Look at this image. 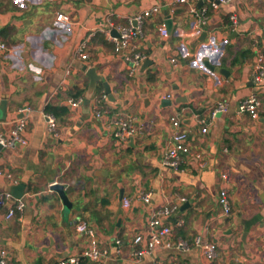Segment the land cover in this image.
I'll use <instances>...</instances> for the list:
<instances>
[{
    "label": "crops",
    "instance_id": "1",
    "mask_svg": "<svg viewBox=\"0 0 264 264\" xmlns=\"http://www.w3.org/2000/svg\"><path fill=\"white\" fill-rule=\"evenodd\" d=\"M211 1L0 0V132L7 135L28 111L27 143L0 147V192L11 194L0 207L7 264H55L93 245L107 254L78 264H264V78L253 81L256 57L264 56V0L216 7ZM154 5L159 11L144 19L143 36L116 53L111 32ZM193 6L207 8L204 23H197ZM60 12L68 22L56 20ZM167 20L163 36L159 28ZM81 43L85 59L77 55ZM134 52L145 59L129 75L126 56ZM85 65L101 77L90 96ZM103 82L112 99L102 98ZM251 93L261 99L256 119L239 111ZM79 98L77 106L68 102ZM218 102L227 103V111L212 116ZM47 105L59 107L55 132L43 116ZM171 116L202 157L187 156L179 169L160 162L174 130ZM127 117L143 129L120 142L114 125ZM57 182L70 209L50 188ZM19 184L24 207L7 217ZM221 187L228 216L218 202ZM146 193L149 202L142 199ZM164 207H175L167 218L159 216L172 228L171 245L134 256L144 242L133 244V238L145 236L149 219ZM79 220L92 235L76 230ZM197 236L214 244L213 260ZM178 240L187 249L178 248Z\"/></svg>",
    "mask_w": 264,
    "mask_h": 264
},
{
    "label": "built area",
    "instance_id": "2",
    "mask_svg": "<svg viewBox=\"0 0 264 264\" xmlns=\"http://www.w3.org/2000/svg\"><path fill=\"white\" fill-rule=\"evenodd\" d=\"M187 0H174V3H182ZM229 0H212L211 5L216 7L220 3H226ZM159 11V6L154 5L147 9H144L137 15H134L129 19V24L124 26H118V36H111V40L113 41L114 51L116 53H122L124 49H127L133 40H136L139 37L143 36L142 25L144 19L152 16L153 14ZM192 12L196 16L197 23L205 22V13L207 12V8L202 6L201 8H196L193 6ZM56 20L60 22H68L69 15L65 13H57ZM231 20L233 23H236L235 15L231 16ZM160 33L163 36H168V29L166 24H162L159 28ZM1 48H4V44H0ZM77 55L81 59H85L87 54L85 52V44H79L77 48ZM128 60V73L129 75H134L138 70L141 62L145 59V55L140 52H134L131 55L126 56ZM172 62L175 63V58L171 59ZM264 78V56L262 54H258L255 60V64L253 67V81L259 84ZM107 95L105 92L102 94V98H106ZM68 102L77 106L82 102V99H69ZM261 107V99L257 93H251L245 98H243L239 102V111L243 113H247L252 118L256 119L259 116V109ZM227 103L218 102L215 106L212 116H214L218 112H226L227 111ZM27 109V108H26ZM28 110V109H27ZM25 112V110L23 111ZM27 112V113H26ZM23 116L19 117L9 133L6 135L0 132V145L1 146H10L13 147L16 144L25 145L27 143L25 137V128L28 122V111H26ZM97 115L100 113L97 112ZM43 116L46 119L47 126L50 132H55L57 129V121L53 113L43 112ZM170 122L174 127V130L171 134L169 145L161 157V164L165 167H171L174 169H179L181 165L185 162L187 156L193 157V159H201V153L199 151H194L191 148V144L189 142V133L187 130L183 129L181 120L177 116H171ZM143 129L142 123L140 125L134 124V119L132 117L127 118H119L116 120L113 130V135L120 142H126L130 137H132L136 132H141ZM207 131V127L203 126L201 128V132L205 133ZM3 175V169L0 167V176ZM221 178L223 180H227L226 173H221ZM11 198V194L8 191L0 192V207H2L6 201ZM142 199L145 202L150 201V193H146L142 196ZM218 202L222 207V213L225 216H228L231 212L230 201L227 193V189L225 187H221L218 194ZM124 205H129V200H124ZM24 207V203L20 198L15 199V203L13 207H11L8 211L7 217H11L14 214L15 210L21 211ZM175 207L169 208L164 207V209L160 210L158 213H155L151 216L148 222V231L146 235L139 233L136 234L133 238V244H140L142 241L144 244L140 247H137L133 251L134 256H142L146 253H150L158 246L163 245H171V235L172 228L169 225L162 224L160 222L159 216L168 217ZM75 228L80 233H86L89 235L93 234L92 227L85 220H79ZM197 245H199L202 249L204 256L208 260H213L216 256V251L214 244L212 242H201V237L197 236L195 239ZM176 246L180 249H187V244L183 240H178L176 242ZM107 254V250L97 247L93 245L91 248H88L80 255H71L65 259H61L55 264H78L80 259L88 258L93 261L99 260L101 257H104ZM0 264H7V252L5 249H0Z\"/></svg>",
    "mask_w": 264,
    "mask_h": 264
},
{
    "label": "water",
    "instance_id": "3",
    "mask_svg": "<svg viewBox=\"0 0 264 264\" xmlns=\"http://www.w3.org/2000/svg\"><path fill=\"white\" fill-rule=\"evenodd\" d=\"M201 3V1H200ZM167 26L171 25V20H167L166 23H165ZM111 34L115 35V36H118V32L116 30H113L111 32ZM149 61L146 60L144 65L148 63ZM85 70H86V74L89 76L90 78V83H89V86H88V91H87V96H90L92 94V92L94 91V87H95V83L97 81L100 80V76L95 72V69L94 68H90V67H87L86 65L83 67ZM225 69H222V71L224 72ZM103 86H104V92L106 93L108 99H112V95H111V89H110V86L108 85L107 82H103ZM5 104L4 101L2 102V105ZM1 147V145H0ZM52 190H55L64 207L67 208V209H70L71 208V202L69 201L65 191H64V186L63 184L61 183H53L50 187ZM12 192H13V196L15 198H21L24 194V186L22 184H19V185H15L12 187ZM187 204V203H186ZM236 264H242L241 262H237Z\"/></svg>",
    "mask_w": 264,
    "mask_h": 264
},
{
    "label": "trees",
    "instance_id": "4",
    "mask_svg": "<svg viewBox=\"0 0 264 264\" xmlns=\"http://www.w3.org/2000/svg\"><path fill=\"white\" fill-rule=\"evenodd\" d=\"M80 94V92L78 93V94H76L75 96H77V95H79ZM57 108H59V107H57V106H53V105H47L46 106V108H45V111L46 112H50V113H53L54 115H56L57 114ZM61 108V111L63 112V111H66V109L64 108V107H60Z\"/></svg>",
    "mask_w": 264,
    "mask_h": 264
}]
</instances>
